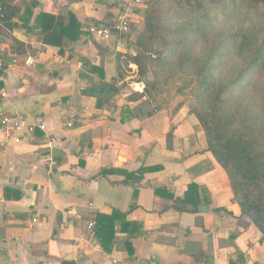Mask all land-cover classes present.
<instances>
[{"label":"crops","instance_id":"1","mask_svg":"<svg viewBox=\"0 0 264 264\" xmlns=\"http://www.w3.org/2000/svg\"><path fill=\"white\" fill-rule=\"evenodd\" d=\"M116 2L3 0L0 119L25 126L41 120L45 131L0 130V264H264V241L242 215L229 183L218 188L220 170L207 147L188 150L183 132L198 124L180 120L174 129L163 112L141 117L138 102L119 95L108 101L115 106L105 102L97 109L88 94L100 81L94 68L101 67L104 82L121 78L112 55L120 51L87 31L108 26ZM144 9L136 10L132 33ZM43 14L62 27L73 23V37L44 43ZM156 157L161 163H154ZM157 165L162 170L128 184L122 175L100 174ZM190 184L198 186L201 203L208 200L198 206L207 211L178 210L175 199ZM113 211L140 228L129 239L116 222L106 253L89 224L95 214Z\"/></svg>","mask_w":264,"mask_h":264},{"label":"rangeland","instance_id":"2","mask_svg":"<svg viewBox=\"0 0 264 264\" xmlns=\"http://www.w3.org/2000/svg\"><path fill=\"white\" fill-rule=\"evenodd\" d=\"M192 1L150 0L146 8L153 9L156 4L154 10L163 27L162 35L147 53L131 47L129 42L125 51L113 53L122 71L119 80L111 81L123 102L135 100L134 93H142L146 83H153L154 89L136 99V111L141 117L163 112L170 118L171 126L180 125V120L182 125L198 124L183 132L189 140L188 150L207 147L192 112L208 110L221 86H227L224 100L228 112L257 124L264 122V27L258 23L259 12L242 0L204 1L201 9L189 6ZM142 24L133 29L130 42L142 32ZM133 58L145 66V76L138 74ZM196 79L206 82L199 91L193 89ZM107 105L115 106L112 102ZM177 116L179 119L175 120ZM152 159L161 163L160 158ZM216 166L220 171L215 180L223 190L228 186L227 177L217 163Z\"/></svg>","mask_w":264,"mask_h":264},{"label":"trees","instance_id":"3","mask_svg":"<svg viewBox=\"0 0 264 264\" xmlns=\"http://www.w3.org/2000/svg\"><path fill=\"white\" fill-rule=\"evenodd\" d=\"M150 1V0H149ZM147 2V4L149 3ZM206 2L214 0H193L189 6L201 9ZM250 9L257 10L258 23L264 27V0H242ZM159 2V1H158ZM159 4V3H158ZM151 7H145L143 10V30L130 42L129 37H125L128 45L136 48L138 51L147 53L149 48L153 47L160 39L163 27L160 19L155 15L156 4ZM43 27L40 34L43 35V42L46 44L58 42L55 39L61 37L72 38L69 31L72 30L73 23L68 27H62L54 16L43 14ZM78 33V25L75 26ZM79 34V33H78ZM76 38V37H75ZM73 38V39H75ZM138 65V74L145 76L147 70L138 58H133ZM118 76L121 77V64L117 60ZM94 72L100 73V81L92 82L88 94L95 97L96 108L99 109L105 102L112 99L118 94V88L112 83L104 82V75L101 67L94 68ZM194 81V80H193ZM193 89L197 91L206 85L203 79H196ZM154 89L153 83H146L142 93H134L133 96L140 100L144 97L147 90ZM227 86H221L211 103L208 110L202 112L194 111L192 114L196 117L206 140V152H208L216 163L225 172L233 200L239 206L243 216L247 217L261 235V241H264V122L257 124L252 119L243 115L228 112L225 108L224 94ZM82 164V163H81ZM162 170L160 165L139 168L135 172H126L120 169H104L101 176L117 174L124 176L125 184L129 181H138L145 173H153ZM131 181V182H132ZM171 198H173L171 196ZM182 208L179 211L197 213L200 204H208V200L202 203L199 200L198 186L195 184L188 185L183 193L175 199ZM192 206L189 210L187 207ZM119 223V230L125 231L129 239L139 234L140 226L126 220L125 214L113 211L111 215L105 216L95 214L93 224V237L99 246L106 252L112 250V240L115 235V224ZM128 239V240H129ZM126 246L130 247L129 242Z\"/></svg>","mask_w":264,"mask_h":264},{"label":"built area","instance_id":"4","mask_svg":"<svg viewBox=\"0 0 264 264\" xmlns=\"http://www.w3.org/2000/svg\"><path fill=\"white\" fill-rule=\"evenodd\" d=\"M149 0H117L116 9L117 12L113 16L110 24L106 27H96L90 25L87 28L89 34L93 37L108 43L115 51H125L127 49L125 37H130L132 33V24L137 16V9L145 8ZM3 0H0V24L3 22L4 15L2 10ZM151 55V54H150ZM155 58L154 55H151ZM3 69V53L0 50V72ZM1 80V76H0ZM35 128H39L45 131L44 123L39 120L35 125L25 126L22 120L13 119L10 117H2L0 119V130L4 132H27L33 133ZM15 142H19L18 138H15ZM93 224H89V228H92Z\"/></svg>","mask_w":264,"mask_h":264},{"label":"water","instance_id":"5","mask_svg":"<svg viewBox=\"0 0 264 264\" xmlns=\"http://www.w3.org/2000/svg\"><path fill=\"white\" fill-rule=\"evenodd\" d=\"M143 80L145 81V78ZM198 211L199 212H205V211H207V207L206 206H200V207H198ZM61 264H75V261H63V262H61Z\"/></svg>","mask_w":264,"mask_h":264}]
</instances>
